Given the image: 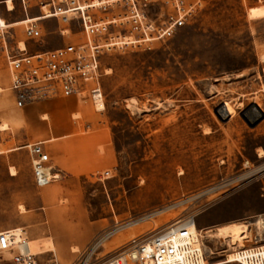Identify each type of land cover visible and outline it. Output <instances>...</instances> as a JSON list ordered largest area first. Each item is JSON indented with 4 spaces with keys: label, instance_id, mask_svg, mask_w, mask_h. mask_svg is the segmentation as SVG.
<instances>
[{
    "label": "rangeland",
    "instance_id": "374dc122",
    "mask_svg": "<svg viewBox=\"0 0 264 264\" xmlns=\"http://www.w3.org/2000/svg\"><path fill=\"white\" fill-rule=\"evenodd\" d=\"M170 12L159 3L148 13L159 24ZM43 25L44 45L31 43V52L84 42L77 25L66 37L58 34L57 21ZM122 28L116 31L130 27ZM101 71L104 106L96 110L117 163L112 178L85 184V206L104 229L85 249L72 252V264L88 253L95 263L117 256L153 227L145 222L114 232L116 222L156 210L168 209L156 228L191 218L202 231L264 218V119L253 128L244 119L259 116L254 106L264 113V0H201L172 39L107 52ZM225 102L235 110L227 120L218 113ZM11 133L4 150L13 148L7 144ZM40 191L27 151L0 155V229L15 228ZM32 231L25 230L29 240ZM61 237L70 240L68 234ZM213 240L206 241L208 247L229 251L205 264H232L222 262L232 252L228 242ZM29 242L39 264L56 257L38 255L42 247L53 251L50 239Z\"/></svg>",
    "mask_w": 264,
    "mask_h": 264
},
{
    "label": "built area",
    "instance_id": "2783aa9c",
    "mask_svg": "<svg viewBox=\"0 0 264 264\" xmlns=\"http://www.w3.org/2000/svg\"><path fill=\"white\" fill-rule=\"evenodd\" d=\"M159 3L171 12L158 24L159 18L152 20L148 12ZM200 5L201 0L190 3L186 0H0V98L11 94L15 107L21 110L56 93L70 97L88 92L97 109L98 102L104 104L101 57L114 49L172 39ZM51 20L58 22V34L62 37L68 36L69 28L77 25L84 42L31 52V43L44 45L43 23ZM127 25L130 28L124 29ZM121 28L123 34L116 31ZM5 79L7 85L3 83ZM4 125L0 120V155L6 154L3 148L6 134L12 132ZM18 149L29 154L36 188H46L61 179L50 165L44 143L26 144ZM112 175L107 170L95 179L104 182ZM166 210H156L124 224L116 222L114 232L145 222L153 228L131 239L122 252L103 263L93 262L92 254L88 253L74 264H205L220 255L193 232L194 219L156 228L157 218ZM248 225L252 231L251 239H246L248 246L233 249L225 261H230L232 255V264H264V218ZM29 241L24 229L0 231V257H5L6 264H39ZM49 264L60 262L54 257Z\"/></svg>",
    "mask_w": 264,
    "mask_h": 264
},
{
    "label": "crops",
    "instance_id": "0c3cea01",
    "mask_svg": "<svg viewBox=\"0 0 264 264\" xmlns=\"http://www.w3.org/2000/svg\"><path fill=\"white\" fill-rule=\"evenodd\" d=\"M3 81L8 84L7 79ZM87 94L65 97L59 93L21 110L15 107L11 94L0 98V120L13 132L7 144L18 149L26 144L44 143L50 165L61 176L59 181L41 189L36 205L21 214L15 228L0 231L32 229L30 240L50 239L53 244V251L42 247L38 255L55 253L60 264H72L75 261L72 252L85 249L103 231L104 224L93 220L85 206V184L95 180L99 173L112 171L117 163L102 112L95 109ZM62 234H68L70 240L62 239Z\"/></svg>",
    "mask_w": 264,
    "mask_h": 264
},
{
    "label": "bare ground",
    "instance_id": "6f19581e",
    "mask_svg": "<svg viewBox=\"0 0 264 264\" xmlns=\"http://www.w3.org/2000/svg\"><path fill=\"white\" fill-rule=\"evenodd\" d=\"M97 104H103V103L98 102ZM136 106H137V101L132 100L131 107L135 108ZM251 108L256 109L259 112V116H260L259 108L255 107V106L251 107ZM246 112H245V116H246ZM218 113L222 118L230 119L231 117H233L235 115V110L230 106V104L228 102H225L224 107H221L219 109ZM4 127L8 128L7 125H4ZM16 150H19V149L10 148V149L6 150V154L14 152ZM17 174H18L17 171L12 167L11 168V176L15 177V176H17ZM192 229H193V232L195 234H197L198 236H201L203 238V240L214 241L213 239H221V240H224V242L227 241L228 244L225 243V245H228V247L231 248L232 250L237 249L239 247H244L245 243H246V239H249L250 236L252 235V231H251L248 223H245V222L244 223H232V224H229V225L224 226V227H218L216 229H205L202 231H198L196 226H194ZM48 244H49V246L53 247V244L51 242H49ZM228 251L229 250H222V251L217 252L215 254L221 255L222 253H227ZM35 255H37V254H35ZM230 256H232V255H230ZM232 258H233V256H232ZM229 260L231 261L232 259H229ZM222 262H229V261L222 260ZM208 263H210V262H208Z\"/></svg>",
    "mask_w": 264,
    "mask_h": 264
},
{
    "label": "water",
    "instance_id": "95a60500",
    "mask_svg": "<svg viewBox=\"0 0 264 264\" xmlns=\"http://www.w3.org/2000/svg\"><path fill=\"white\" fill-rule=\"evenodd\" d=\"M222 107H224V105H222ZM228 118H225V120H227ZM246 123L250 126V127H255L257 124H259L263 119H264V113H262L260 111V116L257 117L254 121L249 120L248 118L244 117Z\"/></svg>",
    "mask_w": 264,
    "mask_h": 264
}]
</instances>
